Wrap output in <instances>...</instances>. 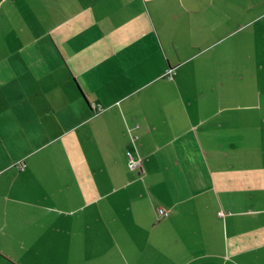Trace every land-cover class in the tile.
Listing matches in <instances>:
<instances>
[{"label":"crops","instance_id":"obj_1","mask_svg":"<svg viewBox=\"0 0 264 264\" xmlns=\"http://www.w3.org/2000/svg\"><path fill=\"white\" fill-rule=\"evenodd\" d=\"M0 264H264V0H0Z\"/></svg>","mask_w":264,"mask_h":264},{"label":"built area","instance_id":"obj_2","mask_svg":"<svg viewBox=\"0 0 264 264\" xmlns=\"http://www.w3.org/2000/svg\"><path fill=\"white\" fill-rule=\"evenodd\" d=\"M173 76V73H169V77L171 78ZM128 154V158H129V166L131 168H135L137 165H139L138 160H136L135 158H133V156L131 155L130 152L127 153ZM15 165H17L20 169H23L24 167V162L22 161H18L15 163ZM157 212L160 216H164L168 214V211L166 209L163 208H157Z\"/></svg>","mask_w":264,"mask_h":264},{"label":"trees","instance_id":"obj_3","mask_svg":"<svg viewBox=\"0 0 264 264\" xmlns=\"http://www.w3.org/2000/svg\"><path fill=\"white\" fill-rule=\"evenodd\" d=\"M78 89H79V91H80V93H81L82 97L84 98V100H86V98H85V96L83 95V93H82V91H81V89H80V87H79V86H78Z\"/></svg>","mask_w":264,"mask_h":264}]
</instances>
